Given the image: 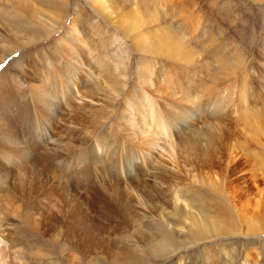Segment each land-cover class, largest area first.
Instances as JSON below:
<instances>
[{
  "label": "bare ground",
  "instance_id": "1",
  "mask_svg": "<svg viewBox=\"0 0 264 264\" xmlns=\"http://www.w3.org/2000/svg\"><path fill=\"white\" fill-rule=\"evenodd\" d=\"M201 1L205 0H152L151 4L150 0H89L106 17L105 27L119 33L110 41L115 60L121 48H129L125 37L147 49L148 35L141 30L158 25L160 46L155 44L151 51L164 56V85L159 83L166 94L162 103L156 97L160 90L151 76L153 71H148L144 81L150 88L143 87L136 94L126 83V93L120 92L117 77L112 81L103 78L105 88L93 89L101 75L93 76L92 64L100 72L108 67L115 76L117 65L101 55L100 48L90 52L76 15L55 46L34 52L26 65L10 59L9 71H0V264H14L16 251L6 228L12 217L64 249L69 244L84 251L90 264H96L94 254L96 257L100 249L108 250L115 264L141 262L110 237L112 232L134 225V249L148 246L155 263L216 236L218 230L201 216L186 223L195 211L178 194H172L164 177L183 171L196 181L191 167L199 155L226 157L237 166L241 156L229 142L234 124L241 126L248 142L264 157V18L254 25L259 39L247 63L248 54L240 45L222 42L219 46V57L228 54L240 70L237 77L229 79L219 68L209 82L210 63L195 43L205 34L209 37L201 11L204 6L217 10L221 3L219 9L230 23L231 14L240 19L241 5L232 0L200 5ZM251 1L256 14L264 13V0ZM2 4L12 9L8 15H0V62L40 40L14 24H25L21 20L24 13L36 23L43 21L39 10L27 11L34 0H0ZM252 16L245 11V28ZM99 27L92 30L100 31ZM223 39L218 38L219 43ZM204 41L201 44L206 48ZM144 73L139 62L138 78ZM231 74L236 75L237 70ZM87 83L89 90L85 89ZM234 116H241L235 117L238 124L230 119ZM73 184L78 186L72 189ZM169 202L185 226L198 223L191 239L177 236L178 246L166 235L173 225L164 212ZM99 218H119L121 225L116 228L108 223L107 228ZM144 220L156 224L159 236ZM207 222L213 224L209 218ZM203 258L199 263L192 256L191 264H206V254ZM67 260L75 264L73 256ZM169 264L182 261L172 259Z\"/></svg>",
  "mask_w": 264,
  "mask_h": 264
},
{
  "label": "rangeland",
  "instance_id": "2",
  "mask_svg": "<svg viewBox=\"0 0 264 264\" xmlns=\"http://www.w3.org/2000/svg\"><path fill=\"white\" fill-rule=\"evenodd\" d=\"M212 1L214 0H205L199 4H210ZM151 2L152 0H150V4ZM231 2L234 5H241L237 13L240 14L239 18L243 20L234 19L233 16L235 14H231L229 19H232V21L229 23L226 20L225 14H223V9H219L221 3H219L217 10H206L207 6H204L201 11L205 20L204 27H207L209 37L205 34L199 40H196L195 43L210 63L209 82H211L212 77L218 72L219 68L222 69V73L226 77L228 76L229 79L234 76L236 78L240 72V70L234 67L233 61L230 56L228 57V54L225 53L223 58L219 57L218 50L222 42H233L234 44L240 45L244 54H248L247 57L245 55L247 63L256 48L254 42L259 39V31L254 25L260 22V17L264 18V13L256 14L253 7L255 5H253L251 0H232ZM7 5H0V15H3V13L8 15L10 13L12 6ZM34 10L35 12L39 10L43 14L39 16L43 21L36 23L30 19L27 13H24L25 18L23 17L21 20L25 24H14L19 29L33 32L40 40L24 47L25 49L22 52L17 51L13 53V57L1 61L0 71H9L8 63L10 59L14 60L16 64L21 62L26 65L27 62L32 61L31 55L34 52L46 51L47 48L55 46L58 36L69 27L67 23L74 15H76L77 22L81 26L84 40L88 44L87 48L90 52H95L100 48L101 55L107 57L108 61L115 60L112 58V50L114 49L111 47L110 41L112 36L118 32L113 27L110 29L105 27L107 25L106 17L98 13L92 7L89 0H34V4L27 11L35 13ZM245 11L253 15L251 19L249 18L247 20V28H245ZM113 16L117 18L115 15ZM5 20L9 19L5 18ZM160 21L162 22V17ZM96 26H100V31L92 30ZM157 28V24H152L141 30L145 36L148 35V50L143 49L139 44L135 46L130 37L124 38L129 48H121L119 56L115 60L117 65L116 76L108 67L103 68L100 72L94 69L96 65L92 64L94 68L89 66L93 76L101 75V79L94 83L95 87L93 89L98 92L105 88L106 84L103 82V78L112 81L117 77L119 78L117 85L120 92L126 93L123 89L126 83V87L132 89L134 94H136L143 87L150 88L148 84L144 83L148 71L149 73L153 71L151 76L158 81L156 85L159 83L164 85V56L151 51L155 44L160 46V30H157ZM185 30L188 29L185 28ZM225 31H229L226 36H224ZM137 32H134V34ZM220 37H225V39L219 43L218 38ZM201 40L207 42L205 43L206 48L202 46ZM9 42L17 43L12 39ZM215 43L217 44L214 47L213 45ZM89 45L97 46L91 48ZM20 54L22 57L18 58ZM84 54L85 51L83 52ZM244 54H242L243 61ZM139 62L143 64L145 71L144 75L140 76V79L137 74V65ZM154 64L156 66L155 68H153ZM236 70V75L231 74L232 72H236ZM124 78L127 80L124 81ZM161 84L157 86L160 92H156L159 103H162V100L166 97ZM89 88L90 85L87 83L85 89L89 90ZM235 117L240 118L241 116H234L230 119L237 122L238 119ZM233 129V134L229 142L235 144L234 148L238 155L241 156L237 166L234 164L235 162L229 164L226 157H218L212 154L199 155L191 167L197 174L198 178L196 181L192 182L189 180L183 171L180 174H167L164 177V185L170 184L169 190L172 194H178L180 199L189 203L195 211L191 218L185 220L186 223L193 218L201 216L204 223L218 230L216 236H214L215 238L212 236L210 237L211 239L205 242L202 241L190 248L179 250L164 261L155 263L157 259L154 258L148 246L139 248L138 250L134 249L133 244L136 236L132 227L135 225L119 232H112L110 237L119 247L130 249L141 260V262H134L132 264H169L172 259H180L182 264H191L192 256L197 259V262L203 263L205 254L207 258L206 264H264L263 152L254 148L248 142L245 132L239 124H234ZM160 133H162V130ZM228 144L226 148H228ZM237 146H240V149ZM77 186L78 184H73L70 188L75 189ZM168 204L170 205H165L164 212L173 225L167 230L166 235L174 246H178L177 236H181L182 239H191V237H194L191 231L194 226H198V223H195L193 226L188 224L185 226L175 209L171 207V203L169 202ZM208 218L213 224L207 222ZM98 221L103 225L106 224L105 227L107 228L110 227L109 224L116 228L121 225L119 218H112L110 220L112 223L105 218H99ZM147 222H149L148 227L159 236L156 224L151 220L143 221V223ZM250 222L252 223L249 224ZM6 228L11 234L10 243L14 245L16 251L13 258L14 264H69L67 256H73L75 264H90V258L84 251L78 252L74 246L69 244L64 249L54 240L45 236L35 235L30 231L28 226L15 217L7 220ZM96 257L94 254L96 264H115L108 250H98ZM245 260L248 263H245Z\"/></svg>",
  "mask_w": 264,
  "mask_h": 264
}]
</instances>
